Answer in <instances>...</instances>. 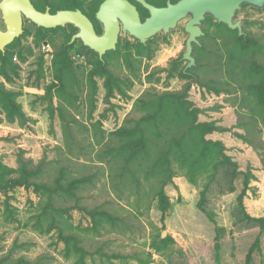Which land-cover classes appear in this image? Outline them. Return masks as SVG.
<instances>
[{
  "label": "rangeland",
  "instance_id": "374dc122",
  "mask_svg": "<svg viewBox=\"0 0 264 264\" xmlns=\"http://www.w3.org/2000/svg\"><path fill=\"white\" fill-rule=\"evenodd\" d=\"M31 1L44 11L35 3L57 0ZM80 1L97 32L87 13L94 0ZM236 19L250 44L239 45L237 31L207 17L200 46L192 50L196 64L184 76L186 20L170 33L150 37L144 48L120 33L102 65L75 39L66 49L72 63L65 93L52 86V63L77 29H44L23 19L22 34L0 51V86L15 94L25 117L9 121L0 110V164H40L43 173L35 181L47 185L61 169L65 181L84 182L74 197L34 185L0 188V264H246L248 255V264H264V234L254 246L259 226L240 213L244 177L234 175L231 166H219L209 182L211 166L190 176L172 158L175 176L165 187L170 209L162 222L158 177L147 175L146 164L123 169L108 152L117 146L112 132L147 90L186 87L199 119L222 130L208 138L222 141L238 170L253 175L243 205L249 216L264 219V108L248 93L244 71L250 59L264 69V6L242 5ZM237 56L241 60H233ZM206 185L202 206L211 219L198 208Z\"/></svg>",
  "mask_w": 264,
  "mask_h": 264
},
{
  "label": "trees",
  "instance_id": "16d2710c",
  "mask_svg": "<svg viewBox=\"0 0 264 264\" xmlns=\"http://www.w3.org/2000/svg\"><path fill=\"white\" fill-rule=\"evenodd\" d=\"M103 1L94 0L87 8L88 16L95 22L98 34L102 31H100L101 26L99 27L100 24L95 18V13ZM130 1L137 7L141 19L144 20L148 16L147 10L134 0ZM147 1L156 5L154 0ZM166 1L164 0L165 4ZM170 1L176 2L178 0ZM35 5L41 10L49 8L52 13L62 9L75 10L84 8L80 0H57L41 4L36 2ZM55 29H61V27ZM71 38L72 36L65 41L60 49L56 50L52 63L53 77L56 84L52 86L59 87L62 93L66 92L71 75L72 60L66 52V49L71 45ZM236 38L240 42L239 45L243 47H247L250 44L249 39H246L245 42L243 37L238 36V33ZM239 45H237L238 49ZM139 46L144 48L146 43L141 44L139 42ZM111 52L113 51H109L106 54ZM237 52L240 53V50ZM1 57L5 61V56L1 55ZM232 58L233 60H237L236 58L241 60L240 56ZM102 59L99 57L97 59L100 65H102ZM244 71L246 77L250 80L248 93L254 101L264 108V69L259 67L253 59H250L244 67ZM184 75L182 70L181 76ZM0 110L5 113V117L9 121L25 118L21 106L16 102L15 94L5 90L2 86H0ZM200 114V109L189 99L186 87L177 92L158 93L155 90H147L136 100L134 112L127 116L120 128L112 132L113 145L117 146L110 148L108 152L113 158H117L121 162L123 169L142 167L146 164L145 172L147 175L158 177L160 185L156 193L157 208L161 213L162 222L170 209L165 187L175 176V171L171 166L172 158H176L185 165L190 176H193L199 170L211 166L209 182L213 181L219 166H231L234 175H243L244 177V188L238 196L240 213L244 218L258 224L259 234L254 242V246H257L259 244V236L264 234V219L249 216L243 205L249 184L254 177L250 172L238 170L236 163L226 155V147L222 141L208 138L209 135L222 130L214 121H201L199 119ZM151 151L153 154H151ZM218 157L222 159H218ZM211 161L213 162L211 163ZM42 173L43 169L40 164L32 165L28 161H20L17 168L0 164V188L10 190L14 186L34 185L59 196L74 197L75 190L84 182L83 178L65 181L63 169L59 171L52 185L36 182L35 180ZM206 189L207 185L201 193L198 208L211 219L202 206ZM103 214L110 220L116 219L107 212ZM249 258L248 255L246 264H248Z\"/></svg>",
  "mask_w": 264,
  "mask_h": 264
},
{
  "label": "water",
  "instance_id": "95a60500",
  "mask_svg": "<svg viewBox=\"0 0 264 264\" xmlns=\"http://www.w3.org/2000/svg\"><path fill=\"white\" fill-rule=\"evenodd\" d=\"M134 1L147 10L148 16L144 20L130 0H104L95 13L102 29L98 34L92 21L80 9H62L52 13L49 8L45 11L38 10L31 0H0V19L5 27L0 29V51L3 52L7 45L22 34L23 19L44 29L72 25L77 32L72 36L71 42L79 39L100 59L107 52L116 49L120 33L123 36L128 34L145 44L155 34L170 33L177 28L179 22L186 20L184 30L188 37L181 58L187 61L183 73L188 74V70L196 64L192 56L193 44L200 46L199 38L204 35L201 24L207 16L230 30L237 31L238 36L243 37L246 42L242 20H235L236 14L243 4L256 8L264 6V0H167L164 6H156L147 0Z\"/></svg>",
  "mask_w": 264,
  "mask_h": 264
},
{
  "label": "flooded vegetation",
  "instance_id": "af4514ba",
  "mask_svg": "<svg viewBox=\"0 0 264 264\" xmlns=\"http://www.w3.org/2000/svg\"><path fill=\"white\" fill-rule=\"evenodd\" d=\"M243 5H246V4H243ZM241 8H242V6H241ZM44 11H45V10H44ZM207 17H208V16H207ZM207 17H206V18H207ZM206 18H205V19H206ZM235 20H236V17H235ZM241 26H242V25H241ZM201 38H202V37H201ZM199 43H200V42H199ZM194 45H196V44H193V46H194ZM196 46H198V45H196ZM189 70H190V69H189ZM189 70H188V74H185V75H190Z\"/></svg>",
  "mask_w": 264,
  "mask_h": 264
}]
</instances>
